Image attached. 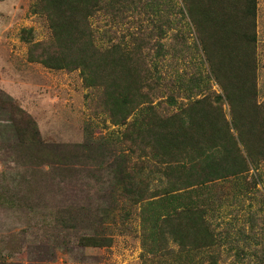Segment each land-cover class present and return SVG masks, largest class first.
I'll list each match as a JSON object with an SVG mask.
<instances>
[{
  "label": "trees",
  "instance_id": "obj_1",
  "mask_svg": "<svg viewBox=\"0 0 264 264\" xmlns=\"http://www.w3.org/2000/svg\"><path fill=\"white\" fill-rule=\"evenodd\" d=\"M257 11L258 0H35L31 12L50 36L37 42L33 29L22 31L28 61L78 73L88 112L122 132L108 144L92 132L77 144L45 138L36 118L0 90V204L15 202L2 192L36 193L46 173L64 182L74 166L106 164L104 203L55 215L79 248L111 247L113 233L130 232L137 213L143 264H264ZM195 50L209 75L188 61ZM187 61L190 70L181 72ZM166 66L176 69L167 97L175 113L152 104ZM179 91L201 97L182 105ZM21 236L6 253L0 242V264H15Z\"/></svg>",
  "mask_w": 264,
  "mask_h": 264
},
{
  "label": "rangeland",
  "instance_id": "obj_2",
  "mask_svg": "<svg viewBox=\"0 0 264 264\" xmlns=\"http://www.w3.org/2000/svg\"><path fill=\"white\" fill-rule=\"evenodd\" d=\"M34 1L0 2V90L16 99L22 108L36 118L45 138L77 144L84 143L86 133L92 132L95 141L106 140V144L112 142L122 131L94 118L88 112L86 91L78 73L52 71L38 63L28 61V45L20 38L22 31L33 29L37 42L49 39L50 36L46 20L31 12ZM138 16L140 17L139 13ZM140 18L147 20L145 16ZM136 19L138 17L135 18L134 25ZM117 29L124 32L123 27ZM257 34L261 102L264 100V0H258ZM188 37V43L194 45L195 36L188 34ZM172 39L168 38V41ZM113 41H116L115 38ZM201 55L195 50L193 55L188 56V61L193 59L200 71L209 75L210 69L208 64L202 61ZM188 61L180 66L181 72L190 70ZM175 73L176 69L171 70L166 66L160 68L157 75L160 86L155 92L157 98L152 100V104L156 105L160 112L178 111L177 107L169 110L167 104V97L174 89ZM210 82L213 85L212 90L222 93L220 85L214 78ZM179 93L178 101L182 105L201 97L189 98V95L181 91ZM223 108L229 114V105L225 104ZM2 153L0 147V156ZM4 168L5 165L0 161V171ZM69 175L70 180L62 182L59 177H51L46 173L45 181L31 196L30 193L20 194L16 190H10L8 194L2 192L5 198L9 195L15 199V202L0 204V242L3 244V252H9L6 245L13 244V240L21 234L16 243L20 251L11 259L15 264H143L140 235L144 223L137 213L131 217V231L124 235L114 232L113 244L108 248H79L75 231L62 232L58 229L55 216L58 210L70 205L76 207L100 205L104 203L109 193L104 190L108 186L107 181H111L106 164L98 166L85 163L74 166ZM262 180L258 187L264 192V175ZM259 204L264 207V203ZM31 210L33 212H30ZM61 240L71 244L72 250L69 253L61 247L62 244L59 245Z\"/></svg>",
  "mask_w": 264,
  "mask_h": 264
},
{
  "label": "crops",
  "instance_id": "obj_3",
  "mask_svg": "<svg viewBox=\"0 0 264 264\" xmlns=\"http://www.w3.org/2000/svg\"><path fill=\"white\" fill-rule=\"evenodd\" d=\"M259 61V60H258Z\"/></svg>",
  "mask_w": 264,
  "mask_h": 264
}]
</instances>
